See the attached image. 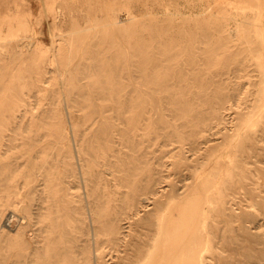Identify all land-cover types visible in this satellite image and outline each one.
Listing matches in <instances>:
<instances>
[{
	"label": "bare ground",
	"instance_id": "6f19581e",
	"mask_svg": "<svg viewBox=\"0 0 264 264\" xmlns=\"http://www.w3.org/2000/svg\"><path fill=\"white\" fill-rule=\"evenodd\" d=\"M36 1L0 0V264H264V0Z\"/></svg>",
	"mask_w": 264,
	"mask_h": 264
},
{
	"label": "rangeland",
	"instance_id": "374dc122",
	"mask_svg": "<svg viewBox=\"0 0 264 264\" xmlns=\"http://www.w3.org/2000/svg\"><path fill=\"white\" fill-rule=\"evenodd\" d=\"M29 2H30L31 9H32L33 13L34 14H38V12L40 10V4L38 3V1H36V0H29ZM48 23H49V20H47L46 18H44L41 21V28H42V32L43 33L41 32V34H39V40L42 41L43 43H47V44L50 41L49 31H48V28H49V26H48L49 24ZM47 34H48V36H47Z\"/></svg>",
	"mask_w": 264,
	"mask_h": 264
}]
</instances>
